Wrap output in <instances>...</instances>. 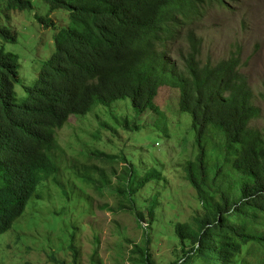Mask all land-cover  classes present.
Here are the masks:
<instances>
[{"label":"trees","instance_id":"16d2710c","mask_svg":"<svg viewBox=\"0 0 264 264\" xmlns=\"http://www.w3.org/2000/svg\"><path fill=\"white\" fill-rule=\"evenodd\" d=\"M44 1L52 11L68 10L70 24L54 36L55 52L26 89V100L16 98L17 56L0 47V235L59 173L56 130L73 114L128 99L139 114L158 112V90L169 85L178 91L179 109L192 118L197 153L184 173L204 209L191 225H174L179 248L187 250L170 264H264V124L250 125L257 109L240 58L203 60V39L192 26L224 0ZM6 7L33 5L7 0ZM0 35L16 41L7 28ZM153 178L159 177L146 174L134 190ZM154 207L144 218L152 220ZM145 241L136 252L143 264H153Z\"/></svg>","mask_w":264,"mask_h":264},{"label":"rangeland","instance_id":"374dc122","mask_svg":"<svg viewBox=\"0 0 264 264\" xmlns=\"http://www.w3.org/2000/svg\"><path fill=\"white\" fill-rule=\"evenodd\" d=\"M6 2L0 1V28H7L16 41L0 35V47L17 56L20 102L27 99L26 89L36 85L55 52L54 36L70 18L68 10L52 11L44 0H31L33 7L27 10L7 9ZM192 26L203 39L200 58H240L257 109L250 125L261 128L264 0H224ZM178 97L177 89L162 85L155 99L158 112L139 114L128 99L90 113L80 110L57 129L60 171L44 181L40 199L34 197L13 228L0 235V264H143L136 249H143L146 239L153 264L180 260L187 249L179 248L174 225H191L204 209L185 179L184 165L197 150L191 115L179 109ZM153 173L159 178L134 190ZM150 205L155 206L152 220L144 218ZM190 264L204 263L195 259Z\"/></svg>","mask_w":264,"mask_h":264}]
</instances>
